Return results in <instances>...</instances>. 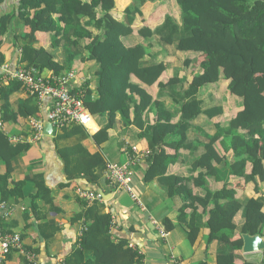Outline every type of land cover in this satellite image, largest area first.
Here are the masks:
<instances>
[{"label": "trees", "instance_id": "obj_1", "mask_svg": "<svg viewBox=\"0 0 264 264\" xmlns=\"http://www.w3.org/2000/svg\"><path fill=\"white\" fill-rule=\"evenodd\" d=\"M156 1L131 0L119 19L121 0H19V18L30 28L25 39L35 42V33H49L53 47L64 48L62 65L44 48H39L34 50L27 68L40 73L50 71L57 77L71 70L76 59L96 65V98L88 100L85 94L84 106L98 119L99 129L89 135L83 127L71 124L55 137L59 142L78 140L71 146H57L68 181L82 177L91 185L107 183V162L100 146L108 141L118 117L125 127L135 125L143 129L142 118L152 112L154 123L138 133V138L147 143L145 182L157 180L167 188L169 197L189 201L181 209V215L188 209L191 215H183L181 221L192 245L203 224L199 221L202 215L198 216L195 208L200 206L208 217L207 241L223 245L225 250L219 252L220 256L232 258L243 244L241 236L234 239L235 233L264 237V194L258 188L264 182V0H175L178 7L175 13H166L159 25L157 21L149 24L143 20L134 32L141 8ZM161 3L160 7L167 2ZM165 8L167 12L168 5ZM10 20V16L0 19V36L5 34ZM134 33L140 42L127 46L123 39ZM84 40H88L85 46ZM162 45L173 47L174 54L162 58L165 54ZM258 74L262 81L254 80ZM132 77L154 90L153 94L133 83ZM13 85L11 82L1 89L4 123L37 113L35 107L26 104L16 111L8 105ZM212 88L218 96L225 93L232 100L229 111L242 110L232 117L231 112H224L220 99L199 97L202 90ZM200 117L215 122V133L213 136L203 133L202 139V132H197L194 140L189 130ZM85 140L91 141L89 147L81 144ZM161 147L191 154L190 172L197 175L189 178L167 175L168 167L177 158L160 156ZM27 148L24 144L10 145L0 132V161L6 169L0 175L4 194L17 198L23 182L13 189L7 187L13 173L11 162ZM218 169H225L229 178L221 190L210 191L206 178L220 181ZM232 179L254 183L256 197L242 205L235 190L226 187L232 185ZM33 180L37 192L32 200L39 197L47 205L52 204L50 190L38 178ZM194 187L205 191L202 199L196 197ZM80 202L84 209L75 215L73 222L81 221L83 230L79 247L66 264H139L138 253L127 242L114 243L110 239L111 217L105 213L103 202L90 205ZM239 210L244 223L236 229L233 219ZM163 224L166 232L171 230L168 220L164 219Z\"/></svg>", "mask_w": 264, "mask_h": 264}, {"label": "crops", "instance_id": "obj_2", "mask_svg": "<svg viewBox=\"0 0 264 264\" xmlns=\"http://www.w3.org/2000/svg\"><path fill=\"white\" fill-rule=\"evenodd\" d=\"M121 1L125 2L120 5L119 19L123 17L122 9L131 3V0ZM162 1L167 3H163V6L160 7ZM18 5L19 0H0V19L6 16L11 17L10 22L6 25L5 34L0 36V56L3 64L7 66L9 71L27 68L30 65L28 63L30 58L34 56V50L44 48L53 56L56 63L62 65L65 60L64 48L53 47L52 34L37 32L35 33V42L25 39L30 28L24 26L23 20L19 18ZM167 5L168 7L170 5L172 8L175 7L176 9H172L174 12L178 10L175 0H158L154 3H145L141 8V15L135 20L134 32L137 31L141 25L140 22L143 20L149 24L156 21L159 22L157 25L162 23L164 15L166 13L170 15L171 12H168L169 9L167 8V12L161 15L159 10ZM154 25L153 27L157 26ZM127 40H130L127 43L124 41L127 46L140 42L135 33L132 37H127ZM156 42L158 43V41ZM87 43L88 40H84L82 45L85 46ZM161 47L165 51L162 58L174 54L173 47L163 45ZM175 65L181 66L180 64L173 66ZM95 70L96 65L94 63L83 64L80 59H76L71 70L61 75L74 72L73 88L82 91L84 95L86 94V99L93 100L96 98L98 82V77L94 73ZM40 76L43 78L55 77L50 71L41 72ZM189 76L190 74L188 79ZM5 77L6 74L0 70L1 89L11 82L14 83L12 92L7 98L8 105L16 111L23 104H26L29 107H35L37 113L34 116H18L15 121L4 123L1 131L9 140L10 145L24 144L28 147L26 151H23L11 162L13 173L8 180L7 187L13 189L18 183L23 182L22 188L18 190L17 198L4 194L0 188V203H5L9 210V216L0 223V231L6 235L19 234L22 241V249L10 251L1 264H66L70 256L78 249L83 230L81 221L73 222L75 215L84 209L83 204L76 198V189L93 190L85 178L67 180L63 171V162L57 154V146H71L76 144L78 140L73 138L66 141H56L55 137L59 131H53L52 137L43 135L37 141H33L30 118L39 119L43 124L44 117H48L52 101L49 98L38 100L30 96L20 85L19 87L16 86L18 85L17 82L5 81ZM131 80L149 94H153L154 90L149 89L134 77ZM213 90V88L208 91L202 90L199 97L204 100L209 98L220 99L223 103L224 112H231L232 117L236 112L242 110L239 108L237 111H232L233 109L229 111V106L225 105V99L228 98V95L223 93L218 96ZM142 121L143 129L135 125L125 127L118 117L116 126L110 131L108 141L100 146L107 165H121L128 162V154L122 151L125 142L131 146H136L142 153H147L144 150L147 149V143L138 138V133L154 123V114L148 113L142 118ZM215 126L214 121L200 117L193 122L189 133L195 140L197 138L196 133L202 132V139H204L203 133L208 136L214 135ZM99 127L98 119L93 118L85 131L89 135H93ZM81 144L84 147H89L91 141L85 140ZM217 149L220 154L223 153L219 145H217ZM159 155L176 156L177 158L176 162L168 167L167 175L180 178L197 175V173L190 172V165L193 161L191 154L188 155L184 151L176 153L166 147H161ZM145 158L146 156H142L138 162L130 165L132 187L140 198L141 206H137L127 192L115 190L107 183L98 186L109 197V200L103 201V204L105 213L111 217L109 235L114 243L127 242L138 253L139 264H173V260L183 264H224L227 261H231L233 264H264V252L244 254L241 248L234 252L235 256L232 258L220 256L219 252L224 251L225 247L217 241L210 243L207 241L208 217L204 216L203 209L198 205H195V208L197 215L200 217L202 215L203 219L199 221L203 224L196 242L192 245L188 240L187 229L181 221L183 215H188V217L191 215V209L186 210L181 215V209L188 206L189 201L178 196L169 197L167 188L157 180L145 182L144 175L148 169ZM5 171V163L0 161V175L4 174ZM218 175L220 181L210 176L206 178L210 191H218L225 187V181L229 178L228 173L225 172V169H218ZM34 178H38L50 190L53 198L52 204L47 205L39 197L32 200L37 192ZM230 183L232 185H226V187L235 190L242 205H245L248 199L256 197L254 183L245 184L241 179H232ZM258 188L264 194V182L259 183ZM193 191L196 197L200 199L205 195L202 188L194 187ZM32 204H34V208ZM164 219L168 220L172 227L171 230H167L166 237L161 236V231L165 229ZM243 223V213L239 210L233 219V224L237 229ZM235 234L237 235L234 239H238L240 237L239 232ZM29 254L33 257L30 258Z\"/></svg>", "mask_w": 264, "mask_h": 264}, {"label": "built area", "instance_id": "obj_3", "mask_svg": "<svg viewBox=\"0 0 264 264\" xmlns=\"http://www.w3.org/2000/svg\"><path fill=\"white\" fill-rule=\"evenodd\" d=\"M0 70L5 74V81H14L20 84L30 96L42 100L49 98L52 101L51 109L48 113L53 131H60L65 126L75 124L80 125L84 129H88V125L92 122L93 117L84 106V94L73 88L75 78L74 72H68L57 77L43 78L34 68H18L9 71L4 64L0 65ZM3 112L1 109V86H0V132L3 129ZM30 126L33 131L32 140L37 141L43 136V124L41 120L30 118ZM122 151L129 156L128 162L115 165L108 164L105 172L107 183L115 190L127 192L131 200L141 206V201L137 193L132 187V173L130 165L139 161L142 153L136 146L123 143ZM76 198L87 205L94 202H103L102 198L94 191L76 189ZM9 216V210L5 203H0V223ZM167 232L161 231V236L166 237ZM22 241L19 234L6 235L0 231V264L12 250H21ZM29 257L33 256L29 254ZM173 264H183L180 261L173 260Z\"/></svg>", "mask_w": 264, "mask_h": 264}, {"label": "water", "instance_id": "obj_4", "mask_svg": "<svg viewBox=\"0 0 264 264\" xmlns=\"http://www.w3.org/2000/svg\"><path fill=\"white\" fill-rule=\"evenodd\" d=\"M43 123V135L46 137L53 136V127L48 120V117H44ZM91 189L96 192L103 201L109 200V197L104 194V192L96 185L92 184ZM242 239V252L244 254H253L264 252V237L261 235H249V234H241Z\"/></svg>", "mask_w": 264, "mask_h": 264}, {"label": "rangeland", "instance_id": "obj_5", "mask_svg": "<svg viewBox=\"0 0 264 264\" xmlns=\"http://www.w3.org/2000/svg\"><path fill=\"white\" fill-rule=\"evenodd\" d=\"M123 2H125V1H123ZM168 9H169V11L168 12H171V13H175L172 9H176L175 7L174 8H172V5H170L169 7H168ZM159 11H161V15H163V13L164 12H166V8L164 7L163 9H160ZM123 41H125L126 43L128 42V41H130V40H127V38H124L123 39ZM254 80H256V81H262L263 79H262V76L261 75H256L255 77H254ZM232 100H230V99H228V98H226L225 99V105L226 106H230V102H231ZM232 104V103H231ZM235 110V108L232 110V111H234ZM234 113V112H233ZM232 113V114H233ZM236 114L237 113H235V115L233 116V117H235L236 116ZM231 115V114H230ZM101 120L103 121V118H101Z\"/></svg>", "mask_w": 264, "mask_h": 264}]
</instances>
